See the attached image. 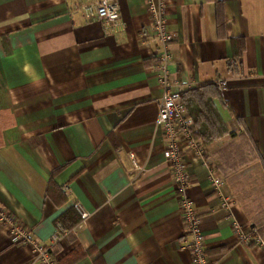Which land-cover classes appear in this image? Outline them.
<instances>
[{"label":"crops","instance_id":"crops-1","mask_svg":"<svg viewBox=\"0 0 264 264\" xmlns=\"http://www.w3.org/2000/svg\"><path fill=\"white\" fill-rule=\"evenodd\" d=\"M117 1L122 28L106 33L85 0H0V211L47 245L81 206L89 217L54 248L58 264H190L155 128L151 20L143 0ZM217 1L166 0L176 89L203 87L217 115L195 130L204 156L187 155V195L213 263L264 264V0H221V29ZM233 223L263 246L240 242ZM8 232L0 223V264H33Z\"/></svg>","mask_w":264,"mask_h":264},{"label":"built area","instance_id":"built-area-1","mask_svg":"<svg viewBox=\"0 0 264 264\" xmlns=\"http://www.w3.org/2000/svg\"><path fill=\"white\" fill-rule=\"evenodd\" d=\"M145 10L149 15L152 26V36L156 41L157 49L155 57L156 77L161 88V98L158 104V113L155 128L160 130L166 142L164 158L170 172L174 191L176 192L179 212L185 229V249L189 255L190 264H215L206 254L205 238L201 231V220L194 210L193 202L187 195L190 186V177L187 172V155L191 154L193 160L203 159L204 151L201 144L193 135V123L183 105L181 93L176 89V81L172 78L170 68L172 66L171 44L175 35L168 29L166 24V0H143ZM82 13L87 20L97 21L106 33H111L122 28L117 0H85ZM220 87H225L223 82ZM130 162L139 176L145 171L144 166L138 164L133 154L129 155ZM192 160V161H193ZM211 188L221 200V208L229 211L231 200L221 194L224 181L215 173L209 175ZM75 211L81 221L89 215L81 206L75 205ZM0 223L9 227V238L13 243L28 246L35 254L33 264H58V259L53 255L55 247L63 243L70 233L62 223H57L56 232L51 236L47 245L39 244L32 235L13 223L12 218L5 211H0ZM234 232L240 242H254L263 246L255 228L244 229L240 224L233 223Z\"/></svg>","mask_w":264,"mask_h":264},{"label":"trees","instance_id":"trees-1","mask_svg":"<svg viewBox=\"0 0 264 264\" xmlns=\"http://www.w3.org/2000/svg\"><path fill=\"white\" fill-rule=\"evenodd\" d=\"M221 0H218L216 5L218 9V29L224 27V22L221 20ZM220 20V22H219ZM206 87V86H205ZM203 87L190 89L181 93V99L184 107L188 110L189 118L193 123V135H197L195 130H199L204 125L214 121L217 117L215 110L211 108V98L207 97L202 91ZM80 217L75 210H68L59 218V223H62L67 230H71L80 222Z\"/></svg>","mask_w":264,"mask_h":264}]
</instances>
